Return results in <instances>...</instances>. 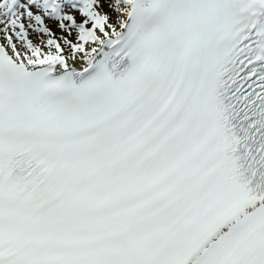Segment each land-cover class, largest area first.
Wrapping results in <instances>:
<instances>
[{
    "label": "snow or ice",
    "instance_id": "snow-or-ice-1",
    "mask_svg": "<svg viewBox=\"0 0 264 264\" xmlns=\"http://www.w3.org/2000/svg\"><path fill=\"white\" fill-rule=\"evenodd\" d=\"M0 264H264V0H0Z\"/></svg>",
    "mask_w": 264,
    "mask_h": 264
}]
</instances>
